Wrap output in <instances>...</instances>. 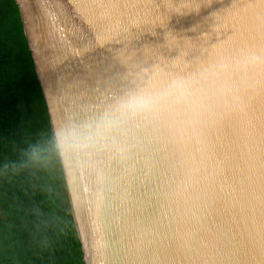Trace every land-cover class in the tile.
<instances>
[{"label": "water", "instance_id": "water-1", "mask_svg": "<svg viewBox=\"0 0 264 264\" xmlns=\"http://www.w3.org/2000/svg\"><path fill=\"white\" fill-rule=\"evenodd\" d=\"M50 130L84 122L156 64L191 74L264 49V0H12ZM195 125L133 127L126 162L61 166L83 264H264V88L232 78Z\"/></svg>", "mask_w": 264, "mask_h": 264}, {"label": "trees", "instance_id": "trees-1", "mask_svg": "<svg viewBox=\"0 0 264 264\" xmlns=\"http://www.w3.org/2000/svg\"><path fill=\"white\" fill-rule=\"evenodd\" d=\"M50 133L17 9L0 0V264H83L61 165L3 167Z\"/></svg>", "mask_w": 264, "mask_h": 264}, {"label": "clouds", "instance_id": "clouds-1", "mask_svg": "<svg viewBox=\"0 0 264 264\" xmlns=\"http://www.w3.org/2000/svg\"><path fill=\"white\" fill-rule=\"evenodd\" d=\"M129 72L130 83L103 110L84 122L55 125L47 139L30 143L18 161L3 167L17 174L26 169H46L56 162L64 168L74 161L91 166L97 157L130 159L129 130L142 126L159 130L170 124L178 111L188 114V124H197L214 104L231 95L232 104L242 109L232 78L239 76L253 92L264 88V49H248L227 59L202 65L191 74L161 72L157 65Z\"/></svg>", "mask_w": 264, "mask_h": 264}]
</instances>
